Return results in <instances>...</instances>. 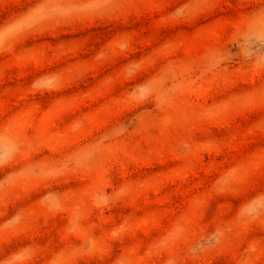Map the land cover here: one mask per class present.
Wrapping results in <instances>:
<instances>
[{
	"label": "rangeland",
	"instance_id": "obj_1",
	"mask_svg": "<svg viewBox=\"0 0 264 264\" xmlns=\"http://www.w3.org/2000/svg\"><path fill=\"white\" fill-rule=\"evenodd\" d=\"M0 264H264V0H0Z\"/></svg>",
	"mask_w": 264,
	"mask_h": 264
}]
</instances>
